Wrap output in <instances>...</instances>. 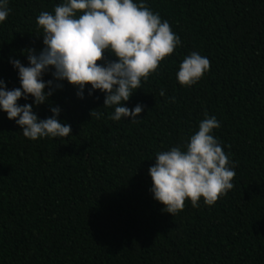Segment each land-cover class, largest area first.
Here are the masks:
<instances>
[{
    "label": "trees",
    "instance_id": "trees-1",
    "mask_svg": "<svg viewBox=\"0 0 264 264\" xmlns=\"http://www.w3.org/2000/svg\"><path fill=\"white\" fill-rule=\"evenodd\" d=\"M60 2L9 0L0 23L8 89L19 87L9 60L26 65L22 51L42 48L36 18ZM145 2L182 44L126 102L143 106L137 122L110 120L102 93L81 100L66 83L50 103L71 125L68 138L30 141L0 112V264H264V0ZM193 51L210 70L184 87L176 72ZM95 109L103 118L90 117ZM34 112L51 114L47 104ZM205 114L220 122L214 135L235 165L234 187L212 206L186 200L172 217L152 199L148 169Z\"/></svg>",
    "mask_w": 264,
    "mask_h": 264
},
{
    "label": "clouds",
    "instance_id": "clouds-1",
    "mask_svg": "<svg viewBox=\"0 0 264 264\" xmlns=\"http://www.w3.org/2000/svg\"><path fill=\"white\" fill-rule=\"evenodd\" d=\"M10 11L9 0H0V23ZM35 23L42 33V48L22 51L26 65L20 59L9 60L19 87L8 89L0 79V112L30 141L70 137L71 125L59 119L61 108L50 103V97L65 83L81 100L85 92L88 96L102 93L103 108L113 109L110 120L137 122L143 106L129 108L126 102L182 44L169 22L145 0H61L52 12H40ZM209 70V59L193 51L179 64L176 80L191 87ZM45 76L51 78L45 80ZM159 95L165 97V90ZM29 98L31 103H18ZM168 99L175 103V97ZM44 104L51 114L40 119L34 108ZM99 109L92 110L90 117L103 118ZM219 127L215 116L205 114L198 129L180 145L156 153L148 169L149 191L163 212L174 217L186 200L194 208L201 200L212 206L233 189L235 165L214 135Z\"/></svg>",
    "mask_w": 264,
    "mask_h": 264
}]
</instances>
